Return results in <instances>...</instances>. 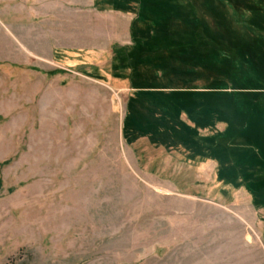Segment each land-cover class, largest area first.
Wrapping results in <instances>:
<instances>
[{"label":"rangeland","instance_id":"1","mask_svg":"<svg viewBox=\"0 0 264 264\" xmlns=\"http://www.w3.org/2000/svg\"><path fill=\"white\" fill-rule=\"evenodd\" d=\"M0 264H264V0H0Z\"/></svg>","mask_w":264,"mask_h":264},{"label":"crops","instance_id":"2","mask_svg":"<svg viewBox=\"0 0 264 264\" xmlns=\"http://www.w3.org/2000/svg\"><path fill=\"white\" fill-rule=\"evenodd\" d=\"M114 12H109L107 15H110L108 16L109 18H113L112 20H106L107 22H109L112 27H113V32H111V35L107 38V37H104L106 36L105 34H101V32H95V34L93 35V38L96 40V42H101L102 39H105L107 41H110V45H109V48H111V45H113V43L115 42V40H119V39H122V37H119L120 36V33H119V29H118V26H117V20L119 18H121V16H118L116 15L115 16V13L113 14ZM116 25V26H115ZM114 27H116V31L114 30ZM97 33V34H96ZM56 40V39H55ZM115 44V43H114ZM78 46V45H77ZM92 49H95V48H99L101 49V46L100 45H96V43L94 45L91 46Z\"/></svg>","mask_w":264,"mask_h":264}]
</instances>
